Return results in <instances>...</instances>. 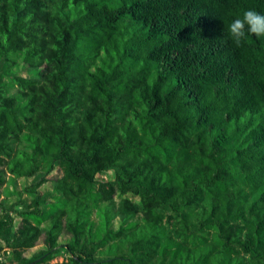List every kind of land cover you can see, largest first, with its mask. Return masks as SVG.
<instances>
[{
    "label": "trees",
    "instance_id": "trees-1",
    "mask_svg": "<svg viewBox=\"0 0 264 264\" xmlns=\"http://www.w3.org/2000/svg\"><path fill=\"white\" fill-rule=\"evenodd\" d=\"M248 9L0 0V264H264V36L227 34Z\"/></svg>",
    "mask_w": 264,
    "mask_h": 264
},
{
    "label": "clouds",
    "instance_id": "clouds-1",
    "mask_svg": "<svg viewBox=\"0 0 264 264\" xmlns=\"http://www.w3.org/2000/svg\"><path fill=\"white\" fill-rule=\"evenodd\" d=\"M227 34L237 45L246 40L248 34L264 36V13L254 9L245 10L242 17L238 16L227 25Z\"/></svg>",
    "mask_w": 264,
    "mask_h": 264
},
{
    "label": "rangeland",
    "instance_id": "rangeland-1",
    "mask_svg": "<svg viewBox=\"0 0 264 264\" xmlns=\"http://www.w3.org/2000/svg\"><path fill=\"white\" fill-rule=\"evenodd\" d=\"M19 74L22 75V76H25V77H29L30 74L28 73V65L27 64H22L20 66V69H19ZM60 174V170L59 168L57 167L53 172L52 174L49 175V177H53V176H57ZM113 172H108V173H104L102 175L99 176V179H102V180H112L113 179ZM40 179V175L39 176H35V177H22V178H19L17 180L18 184H19V187H25V186H29V185H32V184H35L38 180ZM6 184H2L0 185V194H2L4 188H5ZM50 187H49V183H44L42 186H40L39 188V191L40 192H45L47 190H49ZM130 198H137L136 196L132 195V194H129L128 195ZM15 215V214H14ZM15 220H16V225H19L20 223V218L17 217L15 215ZM60 240L61 242H66L68 241V237L63 235L60 237ZM46 249V246L44 245V243H39L37 246H35L34 248H31L29 250H27L25 252V255L27 257H31L32 255L42 251V250H45ZM8 251L7 249H3L1 250V253L3 254V257L6 258L5 256L8 254ZM66 258V254L64 253V251L61 252V255L55 260V261H62L63 259Z\"/></svg>",
    "mask_w": 264,
    "mask_h": 264
},
{
    "label": "built area",
    "instance_id": "built-area-1",
    "mask_svg": "<svg viewBox=\"0 0 264 264\" xmlns=\"http://www.w3.org/2000/svg\"><path fill=\"white\" fill-rule=\"evenodd\" d=\"M3 254L0 252V263L3 261Z\"/></svg>",
    "mask_w": 264,
    "mask_h": 264
}]
</instances>
